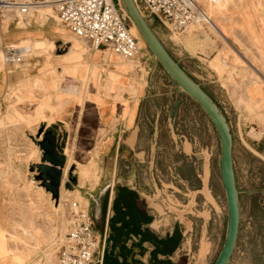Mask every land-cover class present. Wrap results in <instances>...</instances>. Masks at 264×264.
<instances>
[{"label": "rangeland", "instance_id": "obj_1", "mask_svg": "<svg viewBox=\"0 0 264 264\" xmlns=\"http://www.w3.org/2000/svg\"><path fill=\"white\" fill-rule=\"evenodd\" d=\"M198 4L207 15L208 13L212 15L211 18L217 24H221L227 38L216 37L210 31L209 24L191 25L186 32L177 34L156 17L148 13L145 15L174 59L214 99L229 123L233 137L232 149L236 152L234 171L240 207L239 237L229 264H264V197L260 193L264 191V99H261V96L264 97V0H209L205 4L201 2ZM41 12L33 17L26 19L24 17L22 23H19L18 17H4L3 12L0 11V35L4 37L3 41L18 46L26 44L31 39L16 41L13 39L14 34L46 22L64 31L67 29L53 17L46 20L44 16L46 11ZM202 31H210L208 33L214 43L206 42ZM66 34L73 39V48L63 57L67 61L63 69L76 71L83 64L82 52L89 53L90 46H82L73 33L66 32ZM189 34L198 35L200 38L193 47L187 46ZM135 36L140 41V47L148 48L147 45H143L139 35ZM257 38L258 41L255 40ZM54 44L53 48L45 51L37 49L26 54L25 65H15L10 74H6L4 65L0 63V75H3L4 80L0 83V260L6 257L12 262L10 249L13 248L14 253H21V256L27 260L23 264H58L57 250L64 242L70 210L74 207V203L80 207H88L94 218L95 229L99 233L105 230L109 207L104 202L105 195H102V189L96 187L101 169L95 158L97 150L94 147L98 145L92 144L98 140L92 139L89 134L95 116H87L85 106L92 102L93 95L98 96L102 89L108 95L118 77L113 72H109L110 84L106 85L108 77L105 85L100 83V72L96 69V64L92 76L89 77L88 93L84 95L83 91L78 97L56 109L46 96L37 91V87L31 85L39 74L37 73L39 58L36 56L46 54L40 70L42 71L47 66V59L52 63L51 52L56 48L60 50L59 44L55 42ZM0 52H3L1 46ZM99 53L101 52L96 50L95 55L98 56ZM105 56H111V52ZM115 56L126 63L127 60L121 56L116 54ZM224 59L228 64H225ZM127 62L131 66L135 64L133 60ZM93 75L96 77L97 84L96 82L94 84L97 86L98 94L93 93L92 88L95 85H90ZM87 78L88 76L81 80L85 82ZM162 79L170 90V97L175 107L168 116L161 117L162 127L168 129L172 125L174 129L191 137L198 146L205 147L212 158L213 166L217 169L220 160V140L214 125L198 103L185 92L177 91L181 88L173 80L170 81L165 75ZM69 83L71 84V80H65L63 86H69ZM29 85L31 86L27 91L26 87ZM257 89L263 95L258 94ZM84 96L86 100L81 114L78 107L70 106L65 112L70 115L68 122L54 123L69 104L76 102L81 104ZM38 103L46 105L45 113L53 118L54 124L47 126V121L39 114L40 108H36ZM85 116L88 118L86 119ZM170 117L174 119V123L169 120ZM40 128H43V133L39 136ZM48 130L59 137L57 145L61 153L65 147L66 154L70 153L74 160L87 164L89 169L83 176L84 179H79L77 165H71L64 187L75 192L64 194L61 211L55 219L47 220L39 217L36 220L35 226L39 231L29 236L30 242L36 248L31 254L20 238H14L11 233L15 225L25 223L29 215L27 209L29 196L39 199L50 208L52 193L36 179L37 169H33L35 164L41 163L43 150L39 142L45 139L44 132ZM105 131L103 135L106 134ZM256 131H262V139L255 135ZM73 134L75 140L70 138ZM162 141L168 144L166 136ZM242 146L246 151H241ZM251 149L257 153H253ZM90 159L92 165L88 163ZM121 168L123 170L122 165ZM104 173L105 171L103 176ZM38 185L42 189L39 190ZM17 230L20 231V228ZM222 238L223 236L220 244H216L218 246L209 264L214 263L222 246Z\"/></svg>", "mask_w": 264, "mask_h": 264}, {"label": "crops", "instance_id": "obj_2", "mask_svg": "<svg viewBox=\"0 0 264 264\" xmlns=\"http://www.w3.org/2000/svg\"><path fill=\"white\" fill-rule=\"evenodd\" d=\"M66 32L71 31L46 22L14 34L13 39L46 38L59 44L60 50L56 48L51 52V61L56 70L62 72L67 63L63 57L73 48V39ZM157 36L172 55L163 39ZM74 37L82 46H90L79 36ZM3 40L0 35L2 51L13 44ZM89 49V53L82 52L83 64L74 74L67 75L84 79L93 67L92 62H96L100 83L106 84L109 72L118 77L108 95L102 89L100 93L103 94L93 95V101L85 106L87 116H95L89 134L98 140L92 144L98 145L94 147L97 150L95 158L101 169L96 187L102 189L104 202L109 207L105 228L110 233L113 230L120 235H128L120 242L112 241L108 245L106 264H209L222 236L223 245L227 230V201L220 160L216 169L205 147L198 146L191 137L172 125L168 129L162 127L161 117L168 116L175 108L162 77L165 75L170 81L172 79L149 48L141 47L133 60L134 66L115 56L112 44L97 49L101 52L98 56L91 46ZM104 51L111 52V56H104ZM45 55L36 56L39 58L37 73ZM224 62L228 64L225 59ZM12 69L14 66L4 65L6 74H10ZM92 78L90 85L96 82V77ZM3 82V75H0V83ZM96 84L92 88L94 94H98ZM84 103L69 104L54 123L68 122L70 115L65 112L70 106L78 107L81 114ZM170 119L174 123V119ZM104 130L106 134L103 135ZM164 136L168 144L163 143ZM70 138L75 140V135ZM243 150L246 151L244 146L241 147ZM62 153L67 158L65 147ZM233 156L235 166L234 151ZM103 171L106 173L104 176ZM125 192L132 193V205L111 224L116 216L115 198ZM263 192L260 191L264 197ZM0 262L13 264L6 257Z\"/></svg>", "mask_w": 264, "mask_h": 264}, {"label": "built area", "instance_id": "obj_3", "mask_svg": "<svg viewBox=\"0 0 264 264\" xmlns=\"http://www.w3.org/2000/svg\"><path fill=\"white\" fill-rule=\"evenodd\" d=\"M142 15L156 17L172 32L182 34L191 25L210 24L211 19L196 0H134ZM19 10L23 17L38 15L49 8L60 23L90 43L93 50L112 44L115 54L132 61L141 47L132 32L133 21L120 0H0V11ZM46 20L52 18L49 12ZM25 49L11 44L3 49L2 64L15 66L25 62ZM104 238L95 229L88 207L74 203L70 210L64 242L57 250L58 264H102Z\"/></svg>", "mask_w": 264, "mask_h": 264}, {"label": "water", "instance_id": "obj_4", "mask_svg": "<svg viewBox=\"0 0 264 264\" xmlns=\"http://www.w3.org/2000/svg\"><path fill=\"white\" fill-rule=\"evenodd\" d=\"M125 10L137 26L146 45L160 63L170 78L189 95L209 117L214 125L220 140V168L222 182L227 201V230L224 243L213 264H229L235 251L240 229L239 190L236 185V177L233 161V137L230 126L214 99L183 69L174 59L165 45L159 39L147 19L142 15L134 0H120ZM43 133L40 128L38 135ZM45 139L40 141L43 150L41 163L35 164L33 169L42 176L43 186L52 193L56 200L60 196V188L63 179V168L67 158L61 153L57 145V136L48 130L44 132ZM264 193V192H263Z\"/></svg>", "mask_w": 264, "mask_h": 264}, {"label": "bare ground", "instance_id": "obj_5", "mask_svg": "<svg viewBox=\"0 0 264 264\" xmlns=\"http://www.w3.org/2000/svg\"><path fill=\"white\" fill-rule=\"evenodd\" d=\"M196 1L197 2H201L203 4L209 2V0H196ZM12 10L13 9H10V8L4 9L2 11L3 12V16L4 17L16 16V17H18L20 19L19 23H22V21L24 19L22 13L19 10H14V11H12ZM44 11L49 12L50 15L54 18L55 21H57L58 23L60 22L58 17H57V15L54 13L53 10H51L49 8L48 10H44ZM208 15H209L208 17H210V19H211V23L209 24L210 31H212L216 35V37H218V38H221V37L227 38L225 33H223V31H222L221 24H219V23L217 24L211 18L212 15L210 13H208ZM210 31H208V32H210ZM132 32H133L134 35H139L140 36V40L142 41L143 45L145 44V46H146L145 40L142 38L137 26L134 23L132 25ZM208 32L202 31V34L204 36V40L206 42L207 41H210V42L212 41V43H214L213 38H211V35ZM75 36H77V35H75ZM188 39H189V41L187 42V46L188 47H193L196 44V42L200 41L199 36L195 35V34H193V35L189 34ZM255 40L258 41V38L255 39ZM54 45L55 44H54L53 41L48 40L46 38H43V39L31 40V41H29L26 44H21L20 46L23 47L25 49L26 54H28V53H31L33 50L35 51L37 49H42V50L45 51V49L53 48ZM103 54L105 56V55L108 54V52L104 51ZM2 56H3V52H0V63H2L1 62L2 61V59H1ZM263 59H264V57H263ZM96 64H97L96 62H92V66L93 67H95ZM46 65H47L46 68L43 69L42 71H40L39 74L36 75L34 80L31 82L32 83L31 85L37 87L38 90L37 89L36 90L39 91L40 94H42L43 96H46L49 99L50 103L56 109H60L62 106H64L67 103H69V101L73 100L75 97H78L83 91H84V95L86 93H88L89 77H90L91 74H93V70L95 68L92 67V69L89 71V75H88L87 80L85 82H83L80 79H77L75 77H71V76L67 75V74H74L75 71L63 69L62 72H58V70H56V68L53 66V63L48 62V63H46ZM65 80H68V81L71 80V84L69 83L70 84L69 86H63V82ZM110 81H111V78L108 77L106 85H109ZM31 85H29V87H26L27 91L30 89ZM257 88H258V86H257ZM256 92L258 94L263 95V93L261 91H259V89H257ZM261 97H262L261 99L263 100L264 97L263 96H261ZM84 100H85V96L82 97L81 104L84 103ZM36 108H40L41 111L39 112V114L41 115V118H43V120L45 119V121H47L48 125L53 123V121H54L53 118L47 116L46 113H45L46 105H43L42 103H38ZM255 135L258 138H260L262 136V131H256ZM66 155H67V162H66L65 167L63 168V179H62V184H61V188H60L59 199L56 200L55 198H52L51 205H50V208H49L48 206H45L39 199L29 196V200H28V203H27V207H28L27 209L29 210V215H27V218L25 219L26 220L25 223L22 222V223L16 224L15 227L13 228L14 229L13 233H11V235L14 238H17V237L20 238L21 242L25 246H27V250L31 254L33 253V251H35L36 248H34L32 242H30L29 236L33 232L37 233L39 231L38 227L35 226L36 220L39 217H43V218H45L47 220L55 219L56 218L55 216H57L59 211H61V206H62L61 205V200L64 197V194L65 193L71 194V193L75 192L73 190H69V189H66V187H64L65 178H66L67 172H68L69 168L71 167V165L72 164H76L77 165V169H79V174H80V177L78 176L79 179H82V178L84 179L83 176H85V174H87V172H88V169H89L88 167L89 166L87 164H82V163L74 160L71 157L70 153H68ZM91 162L92 161L90 159L88 161V163H90V165H92ZM36 179L38 181H41V185L43 186L42 176L39 173L36 174ZM34 183H36V182H34ZM37 183L39 184V182H37ZM81 184H83V182ZM38 187H39V190L42 189V187L40 185H38ZM43 192H45V191H43ZM46 193H48V192H46ZM25 212H26V210H25ZM17 228H20V231L17 230ZM10 250L13 253V254L11 253V256H12L11 259L13 261V264H23L25 261L27 262V260L24 257L21 256V253H14L13 248H11Z\"/></svg>", "mask_w": 264, "mask_h": 264}, {"label": "trees", "instance_id": "obj_6", "mask_svg": "<svg viewBox=\"0 0 264 264\" xmlns=\"http://www.w3.org/2000/svg\"><path fill=\"white\" fill-rule=\"evenodd\" d=\"M134 200V197L131 192H125V193H120L116 198L114 202V209L116 212V216L113 217L111 220V224H114L117 219L121 218L120 216L129 210L130 206L132 205V201ZM131 204V205H130ZM139 215L141 216V213L139 212ZM107 259V257H106Z\"/></svg>", "mask_w": 264, "mask_h": 264}, {"label": "flooded vegetation", "instance_id": "obj_7", "mask_svg": "<svg viewBox=\"0 0 264 264\" xmlns=\"http://www.w3.org/2000/svg\"><path fill=\"white\" fill-rule=\"evenodd\" d=\"M101 234H102V237L104 238V247H105V249H104V259H103V263L102 264H106V262L108 261V260H106V253H107V247H108V245L112 242V241H114V243L116 242H120V239L121 240H123V238H127L128 237V235L126 236V235H120V234H118V233H116L115 231H113L112 230V232L110 233L109 232V230H108V228H105V230L104 231H102L101 232ZM112 257H116V256H112ZM106 260V261H105ZM111 260V259H110Z\"/></svg>", "mask_w": 264, "mask_h": 264}]
</instances>
